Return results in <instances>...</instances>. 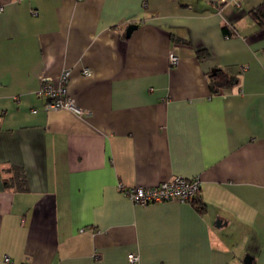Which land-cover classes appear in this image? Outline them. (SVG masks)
I'll use <instances>...</instances> for the list:
<instances>
[{"label":"crops","instance_id":"1","mask_svg":"<svg viewBox=\"0 0 264 264\" xmlns=\"http://www.w3.org/2000/svg\"><path fill=\"white\" fill-rule=\"evenodd\" d=\"M261 1L0 0V264H264ZM174 176L202 211L125 193Z\"/></svg>","mask_w":264,"mask_h":264},{"label":"built area","instance_id":"2","mask_svg":"<svg viewBox=\"0 0 264 264\" xmlns=\"http://www.w3.org/2000/svg\"><path fill=\"white\" fill-rule=\"evenodd\" d=\"M238 5V3L236 4ZM168 61L170 64L175 65L178 62V57L173 52L168 53ZM84 75L90 74L88 69L82 71ZM69 73L64 71L58 78L57 84L52 85L51 81L44 79L41 84L40 94L46 97L47 102L45 104L46 109H68L75 114L83 115L84 111L76 106L70 96L67 95V81ZM200 189L199 178L184 179L179 176H174L171 179L164 180L156 186L151 187H130L125 191L127 197L135 205H146L152 203H163V201H178L181 203H187V201L196 197ZM128 260L130 263H136L138 257L134 253L128 254ZM5 262L9 261L6 256Z\"/></svg>","mask_w":264,"mask_h":264},{"label":"trees","instance_id":"3","mask_svg":"<svg viewBox=\"0 0 264 264\" xmlns=\"http://www.w3.org/2000/svg\"><path fill=\"white\" fill-rule=\"evenodd\" d=\"M248 14L250 18L254 20L256 23L257 27L259 29L264 28V0L260 2L256 7L250 9L248 11ZM223 31L225 34H228L227 36H232V32H229L227 28H223ZM179 41V39H177ZM197 55L199 56L200 59H203L205 56H207V53L205 50H199L197 51ZM208 78H209V89L213 94H217L221 91L227 90L231 85L235 83V80L233 77L230 75H227L222 69L217 68L214 74L208 73ZM16 170V169H15ZM18 171V169L16 170ZM17 177H19L20 172H16ZM19 174V175H18ZM20 180V178H19ZM23 180L21 179L20 182ZM22 189V186L21 188ZM192 204L197 208V210L202 211L205 207L201 201H199L198 196L192 198L191 200Z\"/></svg>","mask_w":264,"mask_h":264},{"label":"water","instance_id":"4","mask_svg":"<svg viewBox=\"0 0 264 264\" xmlns=\"http://www.w3.org/2000/svg\"><path fill=\"white\" fill-rule=\"evenodd\" d=\"M137 28V25L136 24H132L130 26L127 27L126 31H125V35L126 37H129L132 30ZM215 69H212L211 71V74H214L215 73ZM252 262V257L250 255H247L244 259H243V264H251Z\"/></svg>","mask_w":264,"mask_h":264},{"label":"rangeland","instance_id":"5","mask_svg":"<svg viewBox=\"0 0 264 264\" xmlns=\"http://www.w3.org/2000/svg\"><path fill=\"white\" fill-rule=\"evenodd\" d=\"M242 261H243V258H242ZM241 261V263L243 264V262Z\"/></svg>","mask_w":264,"mask_h":264}]
</instances>
